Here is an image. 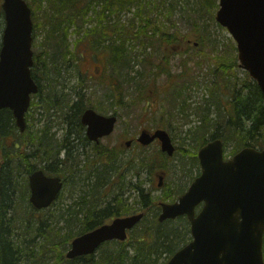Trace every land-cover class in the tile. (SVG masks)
I'll return each instance as SVG.
<instances>
[{
    "label": "trees",
    "instance_id": "16d2710c",
    "mask_svg": "<svg viewBox=\"0 0 264 264\" xmlns=\"http://www.w3.org/2000/svg\"><path fill=\"white\" fill-rule=\"evenodd\" d=\"M27 1L33 10L36 33L33 77L40 86L32 113L28 116L33 118L34 111L42 116L37 119L40 123L38 127L31 121L22 133L15 124L13 113L8 109L1 112L0 264H78L79 257L70 260L64 254L76 234L97 227L109 216L131 212L127 207L128 199L120 198L116 207L112 204L115 201L99 199L107 182H111L119 193L128 185L127 172L130 170L137 179L143 178L145 173L151 177L161 172L170 174V157L160 148L145 154V148L139 146V155L126 157L125 148L119 145L109 148L107 145L89 153L87 169L91 172L82 178L85 181L93 177L97 179L92 190H86L74 204L66 205L65 210L64 207L51 210L52 206L37 210L29 201L28 175L37 169L39 161L46 162L44 168L48 169L58 157L59 145L50 125L53 109H61L67 121L71 117L79 119L88 107L103 110L104 103L109 101L117 108L114 114L119 117V111L133 112L141 117L139 113L151 104L150 84L165 75V84L157 92L160 99L158 109L153 114L155 118L158 114L163 118L167 116L172 123L180 111L185 114L184 91L193 83H199L203 73V82L210 97L204 100V105L199 104L193 109L199 123L191 126L188 136L196 142L195 149L218 137L223 139L226 150L232 144L234 153L244 146L264 148L263 91L246 71H243L244 78L237 75V57L217 54L204 47V39L196 23L189 32H183L175 23L167 24L170 18L166 20L165 12L170 15L178 7L179 0ZM216 1L203 0V4L208 9ZM124 12L132 16L124 17ZM39 32L44 34L41 41L38 40ZM73 32L78 34V38L71 42ZM140 45L142 48L137 51L136 47ZM148 47L161 51V55L155 58L148 52ZM98 49L102 51L98 52ZM176 53L181 55V59L179 69L174 71L172 60ZM89 56L92 60L100 59V73L90 76L84 69L85 63L90 61ZM133 61L142 64L143 71L140 73L145 78L136 81L133 77L130 83L125 84L124 78ZM205 67L207 71H203ZM73 77L78 83L65 93V82ZM91 80L99 89L104 88L101 97L97 93L86 96L85 83ZM59 85H62L61 88H58ZM131 87L133 91H130ZM177 151L183 156L190 154L195 160L197 158V153L191 150L177 147ZM65 167L68 174L74 177L70 184H77L78 163L69 158ZM114 176H117L115 182L112 181ZM144 183L146 180L143 179L140 188L136 189V184L127 188L129 191L134 189L141 204L148 208L155 199L151 197V190L143 186ZM184 190L181 185H169L164 188L162 199L175 201ZM159 209L157 206L152 220L146 214L141 228L131 231V243L137 245L136 255L127 256V251L122 252L126 249L121 248L117 253H111L110 257L91 264H158V259L165 253L169 259L183 240L181 232L171 225L175 221L159 222ZM64 217L69 230L62 237L58 225L51 218L58 220ZM75 229L77 233L73 232ZM54 257L56 259L51 263L50 259ZM160 264H165V261Z\"/></svg>",
    "mask_w": 264,
    "mask_h": 264
},
{
    "label": "water",
    "instance_id": "95a60500",
    "mask_svg": "<svg viewBox=\"0 0 264 264\" xmlns=\"http://www.w3.org/2000/svg\"><path fill=\"white\" fill-rule=\"evenodd\" d=\"M219 2L216 19L238 46L239 66L250 73L264 94V0ZM0 11H4L6 23L0 49V133L3 109L13 113L20 131L25 132L32 95L40 91L32 76L33 11L26 0H4ZM82 121L90 140L98 142L114 132L118 119L116 114L103 115L87 108ZM156 139L160 140L162 151L174 155L175 145L166 129H144L137 141L149 146ZM133 142L128 139L126 146ZM199 150L202 173L179 200L161 204L160 222L186 215L193 237L167 264H264V150L247 146L226 160L221 138ZM1 165L0 160V175ZM29 180V199L38 210L50 207L63 190L62 178L48 176L41 168L32 172ZM201 203L203 207L197 214ZM143 217L144 212L120 216L77 236L66 257L92 254L102 243L113 239L126 240L128 230Z\"/></svg>",
    "mask_w": 264,
    "mask_h": 264
},
{
    "label": "rangeland",
    "instance_id": "374dc122",
    "mask_svg": "<svg viewBox=\"0 0 264 264\" xmlns=\"http://www.w3.org/2000/svg\"><path fill=\"white\" fill-rule=\"evenodd\" d=\"M217 3H214L212 5V8L208 9L204 6L203 0H179L178 7L172 11V13L169 15L168 12H165V15L167 16L168 20L166 21L167 24L169 23H175L176 27H180L183 32H189L191 28L193 27L192 25L194 23L197 24V27L199 28L200 35L204 39V47L208 51L212 52H217V54H224L227 57H232L235 56L237 57L238 54V48L236 47V42L233 38L232 35H230V32L228 29L217 21L216 19V12L218 11L220 7V2L219 0L216 1ZM124 17H131L132 14H127L123 13ZM1 22V20H0ZM2 23H0V43L2 41ZM34 37H35V29H34ZM44 37V34L42 32H39L38 35V40L41 41L42 38ZM78 38V34L72 33L70 36V41L73 42L75 39ZM35 40V39H34ZM33 40V42H34ZM193 45V43H191ZM142 46H137L136 50H140ZM184 47L183 49H185ZM148 52L152 53L155 58H158L161 55V51L159 50H154L152 47H148ZM101 52V49H98V52ZM181 55L179 53H176L174 58H173V63L174 67L173 70H178L179 68V63H180ZM89 62L87 61L84 66L85 70H88V75H95L96 70L99 68L101 70L102 64L99 63L100 59H94L92 60L91 57L89 56ZM141 71H143V66L140 62H132V68L130 69L129 73L125 76V84L130 83L131 79L134 77L137 80L144 79L145 77L141 76ZM203 71H207V67L204 68ZM244 69H241L240 67L237 70V75L241 78H244ZM100 73V72H99ZM203 73H201L198 82L199 83H193V85H190L185 91H184V98L186 99L185 104L187 105L185 114L180 111V113L176 116L175 120L169 119V117L165 116V118L161 117L160 114L157 115V118L154 117V112H156V109H158V102L160 101L157 92L158 90L160 91V87L165 84L166 76H162L159 78V80L156 83H151L150 88L148 91H150V95H152L151 99V104H149V108L147 110L142 111L139 113L141 117L135 116L136 113H126L124 111H119L121 113V117L118 116V123L115 128V132L112 133L111 135L105 137L103 140L104 144H108V146H115L117 145L120 146V144L124 143V141L131 139V138H137L142 131V129H152L155 130L157 128H164L168 129L172 139H174V142L177 147H182L183 149L191 150L193 153H197L198 149H195V144L196 142H193L188 136V131L191 128V126H194L195 123H199V118L193 113L194 107L198 106L199 104L204 105V100L207 97H210V93L207 89L206 83L203 82ZM61 79V78H60ZM66 85V90L65 93H68L70 87L76 86L78 81L76 77L69 78L68 81L65 82ZM62 85H59L58 88H61ZM85 86L87 87L85 90L86 96L89 97L92 95V93H97L99 97L100 95L103 94L104 88L99 89V87L96 85V83L91 80L89 82L85 83ZM134 88L131 87L130 91H133ZM36 96H34L35 98ZM35 100V99H33ZM96 109L99 113L102 114H114L115 110L117 109L116 107L111 106L110 102L107 101L104 103V107H102L103 110H100L96 107H93ZM32 111V109H31ZM30 111V113H32ZM52 113H54L51 116V131L52 133L55 134V140L56 144L60 145L59 143L64 142L66 138L71 137L70 140H74V138L79 137L75 133H69V131L76 130L78 129L77 121L74 119V121L70 125V120L66 121V117L64 115V112L59 109V110H51ZM167 111V109H166ZM168 112V111H167ZM60 113V116H59ZM67 113V111H66ZM120 115V114H119ZM42 115H40L39 112L34 111V116L33 118L28 116V123L31 121L36 124V127L40 125L38 122V118H41ZM59 116V117H58ZM37 121H36V120ZM43 119V118H42ZM172 124V127H171ZM31 125V124H30ZM80 137H83V134L80 135ZM139 146H142L140 143L135 145L131 148L126 149V157H129L131 155H139L140 150L138 149ZM145 149L143 152L145 154H151L155 150L160 148V144L158 142H155L151 144L150 146H142ZM259 148L262 149V147L258 146ZM226 155L229 157L230 155H233L234 148L233 145L230 144V146L226 147ZM90 150V148H89ZM88 150V151H89ZM78 161H82V165L84 164V159L86 158L84 155H78L77 156ZM93 158V157H91ZM3 161V160H2ZM139 159H137V162ZM171 169L169 171L170 174L164 173V178L162 181V186H159L160 178L159 174L161 173H155V175L148 176V174H142L143 178L137 179L133 177V172L132 170L127 172V182L128 185L124 188L126 191L122 196L119 198L121 199H128V208L131 209V212L129 214H123V215H131L132 213L136 212H142L143 210L147 212V216L149 219H153L154 213L157 211V206L160 207V202H164L162 197L164 194V188H168L169 185H181L182 187L185 188L184 191H186L189 186L191 185L190 183L199 175L201 166L200 162L196 158V160L193 158V155L191 156L190 154H185L183 156V153L178 151L174 155V157L170 158L169 160ZM80 163V162H79ZM46 162L44 161H39L37 163V166L44 167ZM91 171L87 172L86 168L80 169L78 176V183L76 184L75 187H73L75 184H70L67 185L64 188V191L62 192L61 197L57 202L52 205L51 210H55L56 208H61L64 207V210L67 208L66 205H71L74 204V201L78 198V196L82 195L85 193L86 190H92V185L96 183L97 179L92 178L90 181H85L81 179L82 177L86 176V174L90 173ZM81 176V177H80ZM114 178H117V176H114L112 181H116ZM146 180V183L143 184V186L146 188V190H151V197H154V202L153 204H150L148 208L144 207L143 204H141V199L138 196L137 192L134 191V189H131V191L128 190V186L130 185L133 187V184H140L141 180ZM86 184H90V186H87ZM169 184V185H168ZM120 192V191H119ZM73 193V194H72ZM102 196L103 195H115L117 196L119 193L117 192V189H115L112 185H107L103 188L102 190ZM122 193V192H121ZM179 197V194L177 195L176 199ZM108 199H114V197L109 196ZM136 201H138L136 203ZM167 202H172L171 200H168ZM65 203V205H64ZM84 212V211H83ZM161 212V209L158 210L157 217L159 213ZM81 217L83 215H80ZM113 216H110L109 218H106L105 223H109L112 220ZM53 223L55 225H58V228L60 230V235L64 237L66 233L68 232L69 228L67 227V223L65 221V217L63 219H58L54 220ZM58 222V224H57ZM173 225L175 230H179L182 235V242H181V247L185 246L186 244L189 243L192 239L191 235V229H190V222L187 219H180L177 218L175 220ZM142 224H139L135 229H140ZM74 233H77V229L73 230ZM78 236L77 234L75 235L74 238ZM132 233H130V237L126 242H117V241H110L109 243H105L104 246L100 247L99 250L96 252V254L92 255L93 257L88 256L86 260H78V264H91L93 261H99V259L102 258H108L110 257L111 253H117L118 250L121 248H125L126 250L122 251L126 253L127 251V256H133L136 255L137 253V245H133L131 242L133 241L132 239ZM73 238V239H74ZM72 239V240H73ZM68 244L70 248V244ZM65 249L64 254L67 252L69 249ZM178 248V249H179ZM123 253V254H124ZM168 254H163L159 259H158V264L163 263L164 261L167 260ZM94 258V259H93ZM56 257L51 258L50 262H54Z\"/></svg>",
    "mask_w": 264,
    "mask_h": 264
},
{
    "label": "flooded vegetation",
    "instance_id": "af4514ba",
    "mask_svg": "<svg viewBox=\"0 0 264 264\" xmlns=\"http://www.w3.org/2000/svg\"><path fill=\"white\" fill-rule=\"evenodd\" d=\"M1 2H3V0H0V3ZM0 20H1V22L0 23H2V25H3V27H2V30H1V32H2V34H3V32H4V29H5V26H6V23H5V14L4 13H1L0 14ZM2 37H3V35H2ZM1 47H2V45H1V43H0V49H1ZM84 113V112H83ZM82 113V114H83ZM74 119H76L77 121H79L78 123H77V125H78V129H76V130H70L69 131V133H75L76 135H78L79 137H77V138H74V140H70L71 139V137H69V140H68V138H66L65 140H64V142H61V143H59L60 145L58 146V151H57V159H56V161L52 164H50L49 165V168L48 169H46V168H44V167H41V166H39V167H37V169H35L34 171H36V170H38L39 168H43L44 170H45V174L46 175H48V176H58V177H60V178H62V180H63V182H64V185H63V190H62V192L64 191V188L68 185V183L70 184V183H72V181L74 180V177L73 176H71V175H69L68 174V170L66 171V162H67V160L70 158V159H72L75 163H78V166L80 167V169H84V168H88V163H87V160H88V157H89V153L90 152H94V150L95 149H97V148H105L108 144H104V142H103V140L105 139V137H107V136H109V135H107V136H105V137H103V138H101L98 142L97 141H91L90 140V138L88 137V132H87V125H85L84 123H83V121H82V116H80V118L78 119V118H73V117H71V122H70V125L73 123V122H76V121H74ZM83 134V137H80V135H82ZM132 140H134V139H136V138H131ZM136 141L134 140V143H135ZM120 147H122V148H125V147H127L126 146V143H125V145L122 143V144H120ZM89 148H90V150H89ZM109 148H115V146H109ZM128 148V147H127ZM130 148V147H129ZM89 150V151H88ZM98 150V149H97ZM78 155H84L86 158L84 159V164L82 165V161H78V158H77V156ZM80 162V163H79ZM45 165H47V163L45 164ZM33 171V172H34ZM31 174V173H30ZM29 174V175H30ZM83 179V178H82ZM107 185H110L111 186V182H107V184H106V186ZM137 187H136V189H138V187L140 188V186H139V184H137L136 185ZM122 192V193H121ZM126 191L124 190V189H122L120 192H119V194L117 195V196H111V197H114V199H108V197L109 196H107V195H99V199L100 200H107V201H115V203H112L113 204V206H115L116 207V202H118L119 201V197L120 196H122L124 193H125ZM61 195V194H60ZM138 202V201H137ZM106 203H108V202H106ZM137 213H141V212H136V213H132V214H137ZM120 216H131V215H120ZM120 216H113L112 217V220L114 219V218H116V217H120ZM110 217V216H109ZM112 220L110 221V222H112ZM106 222V219H104L103 220V222L101 223V224H99L97 227H95V228H92V229H90V230H93V229H96V228H98L99 226H101V225H104V224H109V223H105ZM90 230H87V231H90ZM86 231V232H87ZM86 232H83V233H80L81 235L82 234H84V233H86ZM119 242V241H118ZM105 245V243L102 245V246H104ZM101 246V247H102ZM97 252V251H96ZM94 254H96V253H94ZM94 254H91V255H88V256H90V257H93L92 255H94ZM88 256H81V257H79L81 260H86L87 258H88ZM78 258V257H77Z\"/></svg>",
    "mask_w": 264,
    "mask_h": 264
}]
</instances>
